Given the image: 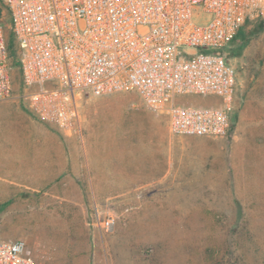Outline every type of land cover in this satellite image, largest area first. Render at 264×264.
Segmentation results:
<instances>
[{"label": "rangeland", "instance_id": "374dc122", "mask_svg": "<svg viewBox=\"0 0 264 264\" xmlns=\"http://www.w3.org/2000/svg\"><path fill=\"white\" fill-rule=\"evenodd\" d=\"M238 33L225 49L237 87L221 138L172 136L165 114L128 92L85 97L69 136L30 108L13 64L0 101V237L24 240L35 264H264V19Z\"/></svg>", "mask_w": 264, "mask_h": 264}, {"label": "built area", "instance_id": "2783aa9c", "mask_svg": "<svg viewBox=\"0 0 264 264\" xmlns=\"http://www.w3.org/2000/svg\"><path fill=\"white\" fill-rule=\"evenodd\" d=\"M263 19L264 0H0V101L12 95L16 62L30 108L69 136L85 97L128 92L165 114L172 135L225 137L237 87L225 49ZM185 96L218 103L176 102ZM0 264L35 262L24 240L0 237Z\"/></svg>", "mask_w": 264, "mask_h": 264}, {"label": "trees", "instance_id": "16d2710c", "mask_svg": "<svg viewBox=\"0 0 264 264\" xmlns=\"http://www.w3.org/2000/svg\"><path fill=\"white\" fill-rule=\"evenodd\" d=\"M235 35H234V38H236V39H239V38L241 39V37H242L241 33H238L236 36ZM8 47H9L10 56L15 58L17 56V52L14 48V43H13V39L11 37V34L8 35ZM14 65L17 66V63L15 62Z\"/></svg>", "mask_w": 264, "mask_h": 264}, {"label": "crops", "instance_id": "0c3cea01", "mask_svg": "<svg viewBox=\"0 0 264 264\" xmlns=\"http://www.w3.org/2000/svg\"><path fill=\"white\" fill-rule=\"evenodd\" d=\"M21 93H22V95L25 93V91L23 90V88H22V92H21ZM23 97H24V95H23ZM169 134L172 135L170 132H169ZM172 136H175V135H172ZM193 137H194V136H193ZM197 138L211 139L212 137H197ZM47 140H48V139H47ZM50 141H51V143H53V144L50 145V147L53 148V147H54V136H53V135L50 136ZM40 169H41V168H40ZM36 173H37V175H38V177H36V180H37V179H42V178H40V174L42 173V170H38ZM36 173H35V175H36ZM146 263L149 264L148 261H146Z\"/></svg>", "mask_w": 264, "mask_h": 264}]
</instances>
